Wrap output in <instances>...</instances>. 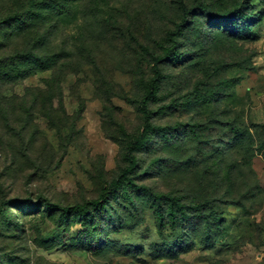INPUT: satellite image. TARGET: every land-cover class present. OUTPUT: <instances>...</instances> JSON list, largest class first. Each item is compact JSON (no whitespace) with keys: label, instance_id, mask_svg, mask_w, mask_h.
Here are the masks:
<instances>
[{"label":"rangeland","instance_id":"374dc122","mask_svg":"<svg viewBox=\"0 0 264 264\" xmlns=\"http://www.w3.org/2000/svg\"><path fill=\"white\" fill-rule=\"evenodd\" d=\"M36 1L0 0L31 25L0 59L44 61L0 76V264H264V148L230 193L223 161L229 122L264 125V0ZM199 202L212 233L174 218Z\"/></svg>","mask_w":264,"mask_h":264},{"label":"trees","instance_id":"16d2710c","mask_svg":"<svg viewBox=\"0 0 264 264\" xmlns=\"http://www.w3.org/2000/svg\"><path fill=\"white\" fill-rule=\"evenodd\" d=\"M178 1L181 2V0H178ZM44 3L45 2L43 1L41 2V1L32 0V2H30V8L28 12L33 13V11H37L38 5L41 6ZM198 11L202 13L203 15L208 14V11L206 10V8L202 6H199ZM237 13H238L237 17H239L241 23L244 24L246 21V16L242 14L240 11H237ZM22 16L23 15L16 14V15H13V16L10 15L4 18L0 22V31L8 30L12 36H19V35L25 34L31 28V25L29 24L30 18H26ZM209 21L211 22L210 24L211 28L217 31H222L224 33H226L227 31L228 32L230 31L232 33L233 32L237 33L235 32L236 28L234 26L224 27L223 30H220L221 22L230 23V24L233 23L232 16L230 14L225 13L217 19H214L211 16H209ZM183 22L185 23V20H183ZM217 26H219V28H217ZM241 31H243L242 35H244V36H241L242 39L243 38L247 39L251 35L247 29H244V30L242 29ZM175 58H176L175 54L171 52V53H167V55H165L163 59L155 58L154 62L155 64H159L164 61L173 62ZM39 60L42 61V63H44L42 59H37L35 56L29 53H26V52L18 53L14 56L0 59V76L2 77L3 80L4 79L9 80V83H12V82L15 83L18 81V79H20V81H24L26 79V75H25L26 71L22 68L23 64L24 63L37 64ZM9 65H13L14 67L13 70L11 69L7 70ZM43 84L48 90L50 89V87H48L47 82H43ZM51 101L52 99H51V94H50L49 102ZM45 117L48 120H54L51 112L50 113L47 112L45 114ZM56 120H68V117L63 115L61 118H57ZM226 129L228 131L229 139L225 143L226 150L223 155V161H225L227 164V169L224 168V172H225V179H226V183L228 187L227 193H230L232 189L231 175H232L233 169L236 167H239L241 169V168L248 166L251 159L255 155V153L257 151L258 152L261 151V149L264 148V139L261 141L259 140V146L257 147V150H255L254 148L255 137L257 136V134L260 133L264 136V125L260 124V125H254L252 127H247V126L240 127L236 125L234 122L233 123L229 122L226 125ZM148 131H149V128L146 125L140 137L134 142L135 146L142 147L145 145L147 134L149 133ZM215 159L216 157L213 156L211 160H215ZM254 188H256V186H254ZM248 193H251V191L248 190L247 192H245L243 194L244 197L248 196L247 195ZM243 201H244L243 199H239V200L232 201V203H234L236 206H240L244 208L245 205ZM205 208H206V205L204 203L199 202L196 204V206L191 208L190 214L188 212L182 211L177 217H174L172 210L168 211L167 213L169 216L177 219L179 223L184 222V221H188V223H191L190 222L191 220L190 218L192 217L191 215L193 216L196 215L201 220V222L204 224L205 230L207 231V233H212L213 230L220 228V219L216 215H212V214L210 216H206L202 218L201 214L204 213L203 210H205ZM156 214L159 218V223H160L163 217V214H162V210L159 204H157L156 206ZM207 237L209 238L210 236L207 235ZM214 241L215 239L212 237L211 241L208 244H214ZM188 249L189 248L183 249V253L189 252L190 249L189 250ZM164 255L165 254L161 252L160 256H164Z\"/></svg>","mask_w":264,"mask_h":264}]
</instances>
